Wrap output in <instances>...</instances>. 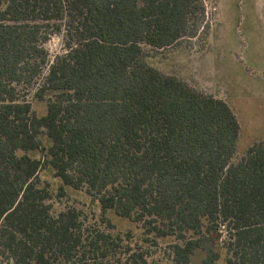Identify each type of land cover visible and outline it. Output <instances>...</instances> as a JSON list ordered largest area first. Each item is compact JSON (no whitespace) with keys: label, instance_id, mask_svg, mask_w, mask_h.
I'll return each instance as SVG.
<instances>
[{"label":"trees","instance_id":"obj_1","mask_svg":"<svg viewBox=\"0 0 264 264\" xmlns=\"http://www.w3.org/2000/svg\"><path fill=\"white\" fill-rule=\"evenodd\" d=\"M203 1L0 0V264H264V137L235 157L228 103L144 58L195 36ZM44 169L134 228L54 210Z\"/></svg>","mask_w":264,"mask_h":264},{"label":"rangeland","instance_id":"obj_2","mask_svg":"<svg viewBox=\"0 0 264 264\" xmlns=\"http://www.w3.org/2000/svg\"><path fill=\"white\" fill-rule=\"evenodd\" d=\"M203 2L205 15L195 36L185 37L163 49L145 47L144 58L164 73L175 75L195 89L228 103L240 125L235 155L239 157L248 146L264 137V0ZM43 45L51 58L62 52L63 39L51 32ZM26 92L21 88L19 95ZM31 94L30 90L24 97L42 114L45 103ZM39 174L51 191L54 210L75 207L86 225H99L114 232L134 228L131 220L111 211L107 214L112 227L105 226L100 221L99 207L90 202L85 192L65 188L64 195H57L55 187L59 181L46 169ZM153 248L154 257L163 254L162 249ZM202 256L203 252L198 251L192 263L199 264Z\"/></svg>","mask_w":264,"mask_h":264}]
</instances>
